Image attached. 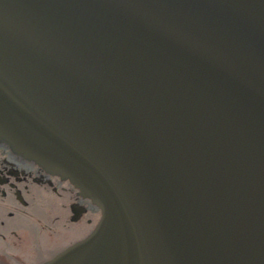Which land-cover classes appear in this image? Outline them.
<instances>
[{
    "label": "water",
    "instance_id": "1",
    "mask_svg": "<svg viewBox=\"0 0 264 264\" xmlns=\"http://www.w3.org/2000/svg\"><path fill=\"white\" fill-rule=\"evenodd\" d=\"M0 142L100 209L41 264H264V0H0Z\"/></svg>",
    "mask_w": 264,
    "mask_h": 264
},
{
    "label": "flooded vegetation",
    "instance_id": "2",
    "mask_svg": "<svg viewBox=\"0 0 264 264\" xmlns=\"http://www.w3.org/2000/svg\"><path fill=\"white\" fill-rule=\"evenodd\" d=\"M99 216L68 180L0 142V264H41L84 237ZM69 225L81 229L69 235Z\"/></svg>",
    "mask_w": 264,
    "mask_h": 264
},
{
    "label": "rangeland",
    "instance_id": "3",
    "mask_svg": "<svg viewBox=\"0 0 264 264\" xmlns=\"http://www.w3.org/2000/svg\"><path fill=\"white\" fill-rule=\"evenodd\" d=\"M53 211L55 212L56 211V208L55 209H53ZM43 213H44V211H43ZM81 228H79L78 226H74V225H69L68 227H67V233L69 234V235H72V234H77V232L80 230ZM86 230H87V227L85 228ZM86 232V231H85Z\"/></svg>",
    "mask_w": 264,
    "mask_h": 264
}]
</instances>
